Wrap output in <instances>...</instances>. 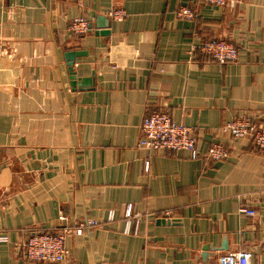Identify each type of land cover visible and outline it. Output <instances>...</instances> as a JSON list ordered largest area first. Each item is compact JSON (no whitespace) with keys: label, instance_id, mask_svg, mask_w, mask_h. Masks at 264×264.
Returning a JSON list of instances; mask_svg holds the SVG:
<instances>
[{"label":"crops","instance_id":"0c3cea01","mask_svg":"<svg viewBox=\"0 0 264 264\" xmlns=\"http://www.w3.org/2000/svg\"><path fill=\"white\" fill-rule=\"evenodd\" d=\"M210 38L236 60L188 54ZM154 109L193 129L196 157L139 146ZM243 115L264 121V0H0V264H264V152L221 129ZM214 142L226 158L205 156ZM64 230V262L23 259L30 234Z\"/></svg>","mask_w":264,"mask_h":264},{"label":"built area","instance_id":"2783aa9c","mask_svg":"<svg viewBox=\"0 0 264 264\" xmlns=\"http://www.w3.org/2000/svg\"><path fill=\"white\" fill-rule=\"evenodd\" d=\"M205 3L223 6L229 0H202ZM193 9L188 6L179 7L176 10V15L180 18L191 19L193 17ZM109 15L114 20H122L126 16V12L122 9H114L109 12ZM90 23L85 18L74 19L69 30L72 34L83 35L90 31ZM200 53L207 58L217 62L226 63L234 61L237 58V49L231 41L225 39L210 38L191 46L188 54L194 57ZM230 134L233 139L248 138L256 147L264 152V121L257 122L248 115L233 118L226 122L222 128ZM139 146L148 150H189L192 157L197 156L195 149V136L193 129L190 126L174 122L168 113L160 110H151L140 124ZM205 156L211 160L224 159L228 156L227 148L221 143L214 142L207 146ZM145 170L148 169V162H144ZM241 212L247 215H253L255 212L250 208H241ZM166 214V215H165ZM167 216V212H165ZM126 233L137 231V224L141 214L133 212L132 207L128 204L124 210ZM114 214L108 212L107 220H113ZM97 224L95 220H86L80 222L74 230L75 234L80 235L86 229ZM133 227L131 228V225ZM64 232H33L28 236L23 244V259L26 261L36 262H64L68 257V250L65 247ZM6 240L5 236H0V241ZM218 264H244L241 254L238 252H228L221 255L218 259Z\"/></svg>","mask_w":264,"mask_h":264},{"label":"water","instance_id":"95a60500","mask_svg":"<svg viewBox=\"0 0 264 264\" xmlns=\"http://www.w3.org/2000/svg\"><path fill=\"white\" fill-rule=\"evenodd\" d=\"M80 52H75V53H69L68 55H67V60H68V63H67V65H68V71H69V78L71 79V83H72V85H74V84H76V76H75V73H74V71H73V69H72V65H73V60H74V57L76 56V55H78ZM87 82H89V79H83L82 80V83H78L79 85H82L83 83L85 84V83H87Z\"/></svg>","mask_w":264,"mask_h":264}]
</instances>
